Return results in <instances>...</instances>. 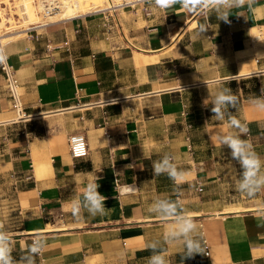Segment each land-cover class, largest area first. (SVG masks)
<instances>
[{"label":"crops","instance_id":"0c3cea01","mask_svg":"<svg viewBox=\"0 0 264 264\" xmlns=\"http://www.w3.org/2000/svg\"><path fill=\"white\" fill-rule=\"evenodd\" d=\"M127 1L115 13L122 34L110 39L103 14L88 12L37 28L39 41L25 32L5 44L24 107L18 118L0 69V225L13 257L40 236L36 264H147L146 243L169 223L148 208L179 197L203 251L183 264H264V189L253 198L236 191L240 165L218 142L235 129L203 103L230 87V111L249 130L242 138L264 160V111L250 103L264 87V0L233 8L228 22ZM206 21L205 38L195 37ZM75 132L87 138L86 157L70 154ZM166 153L189 173L180 185L153 175ZM96 176L108 212L76 219L69 202ZM128 185L136 190L124 193ZM163 247L169 264H181V244Z\"/></svg>","mask_w":264,"mask_h":264},{"label":"clouds","instance_id":"9594fccd","mask_svg":"<svg viewBox=\"0 0 264 264\" xmlns=\"http://www.w3.org/2000/svg\"><path fill=\"white\" fill-rule=\"evenodd\" d=\"M254 2L255 0H148V3L152 6L164 10H170L176 5H180L189 12H198L202 16H207L210 11H213L217 20L225 22H228L233 8L243 7L246 3L251 8ZM208 24L209 21L199 24L195 37H204L203 33L209 29ZM4 59L5 52L0 49V61ZM260 93L261 95L251 98L250 103L257 110L264 111V87L261 88ZM237 102L238 97L230 87H220L210 102L207 98L203 103L205 107L209 104L212 105L213 119L217 121L227 120L229 127L235 129L234 132L220 135L218 142L221 147L230 149L231 157L240 165L241 171L235 184L236 191L253 198L264 189V160L252 149L248 140L242 138L248 133V127L230 111V109L236 107ZM152 168L153 175L165 174L174 185L185 182L189 175L186 170L178 168L175 157L167 153L159 160L154 161ZM98 179L99 177L96 176V181L87 184L82 196L69 202V208L74 218L80 219L84 212H87L91 217L107 214L108 208L105 207L104 203L107 198L98 191L100 187L97 182ZM135 190L136 186L128 185L122 191L129 193ZM148 211L169 223L162 239L146 243L145 249L150 250L152 253L147 258V264H169L164 255V244L179 243L182 245L181 264L186 258H190L197 253H203L198 238V225L191 214L182 210L178 201L156 198L149 206ZM12 245L11 235L3 225H0V264H36V258L42 254L46 247V240L40 236L34 237L31 243L26 245V251L21 255L19 261L12 255Z\"/></svg>","mask_w":264,"mask_h":264},{"label":"built area","instance_id":"2783aa9c","mask_svg":"<svg viewBox=\"0 0 264 264\" xmlns=\"http://www.w3.org/2000/svg\"><path fill=\"white\" fill-rule=\"evenodd\" d=\"M79 3L78 0H0V21L1 13L8 14L11 9H16L18 17H26L28 19V9L29 4H33L37 12L42 15L43 19L41 21H28L27 25L23 28L25 32L29 34V37L35 40H41L42 34L36 32L37 28L45 27L49 23L55 20H48L49 17L61 14L68 7L71 2ZM109 5L104 8H96L94 13L103 14V25L106 28L107 34L106 38L110 39L112 32L118 30L117 33H121V24L118 18H116L115 13L116 9L124 4H127V0H121L120 2H114V0H108ZM108 10V12H106ZM88 13V12H87ZM78 13H73L72 16L61 17L62 18H76L82 14L75 15ZM58 20V19H57ZM3 34L0 29V49H3L5 52V59L0 61V69L5 75L6 80V91L12 102L13 109L15 110L18 118L24 114V107L22 101V91H21V82L17 76L14 65L10 62L9 56L5 51V44L2 38ZM47 49H53L51 44L46 45ZM189 139V137H187ZM68 147L70 154L73 158H83L88 155L89 145L87 138L82 132L71 133L68 136ZM202 186L198 185L197 190L201 191ZM177 201L181 204V200L177 197ZM208 254V251L205 252Z\"/></svg>","mask_w":264,"mask_h":264},{"label":"rangeland","instance_id":"374dc122","mask_svg":"<svg viewBox=\"0 0 264 264\" xmlns=\"http://www.w3.org/2000/svg\"><path fill=\"white\" fill-rule=\"evenodd\" d=\"M121 0H114V2H120ZM74 2V1H73ZM73 2H71L73 4ZM79 3L77 8L75 9V13H87L94 11L96 8H104L109 5L108 0H78ZM69 7H67L61 14L55 15L53 17H49L48 20H57L61 17H68L66 14ZM28 19L26 17L20 18L16 14L18 10L11 9L10 13L3 14L1 13V21H0V29L1 33L3 34V42L6 43L12 39L23 37L25 36V31L23 28L27 25L28 21H41L43 19L42 15H40L35 6L33 4H29L28 9ZM63 19V18H62ZM5 129H3L4 131ZM18 129H13V131ZM69 149V147H68ZM57 226H64V223L56 224V225H49V228L57 227Z\"/></svg>","mask_w":264,"mask_h":264},{"label":"bare ground","instance_id":"6f19581e","mask_svg":"<svg viewBox=\"0 0 264 264\" xmlns=\"http://www.w3.org/2000/svg\"><path fill=\"white\" fill-rule=\"evenodd\" d=\"M77 6H78V4H77V3H74V2H73V4H69V5H68V7H69L68 10H69V11H67V13H66V14H68L67 16H70V17H71L72 14L76 12L75 9L77 8ZM64 12H65V11H64ZM79 14H84V13H78V14H75V15H79ZM256 38H259V37L257 36ZM44 169L47 170V169H49V168L44 167ZM47 229H51V228L47 227Z\"/></svg>","mask_w":264,"mask_h":264}]
</instances>
